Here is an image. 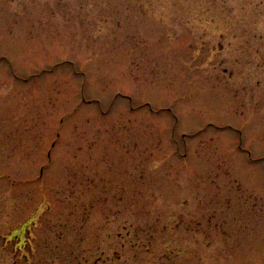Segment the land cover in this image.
I'll return each instance as SVG.
<instances>
[{"label":"rangeland","instance_id":"374dc122","mask_svg":"<svg viewBox=\"0 0 264 264\" xmlns=\"http://www.w3.org/2000/svg\"><path fill=\"white\" fill-rule=\"evenodd\" d=\"M0 264H264V0H0Z\"/></svg>","mask_w":264,"mask_h":264}]
</instances>
